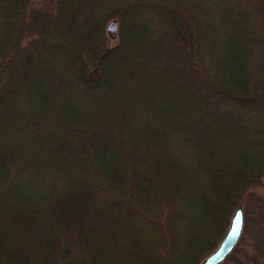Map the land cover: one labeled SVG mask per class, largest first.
<instances>
[{"label":"trees","instance_id":"1","mask_svg":"<svg viewBox=\"0 0 264 264\" xmlns=\"http://www.w3.org/2000/svg\"><path fill=\"white\" fill-rule=\"evenodd\" d=\"M263 177L264 0H0V264H197Z\"/></svg>","mask_w":264,"mask_h":264},{"label":"rangeland","instance_id":"2","mask_svg":"<svg viewBox=\"0 0 264 264\" xmlns=\"http://www.w3.org/2000/svg\"><path fill=\"white\" fill-rule=\"evenodd\" d=\"M111 20H117V18L115 17V18H112ZM111 20H109L106 23V31H107V34L110 38V42L113 43L117 40L118 31H117L116 35H114V36L111 35L110 30L108 29V24L111 22ZM220 200L222 202L223 199H220ZM222 204L224 206L225 203L223 202ZM219 208L216 209V214L212 218V220L208 221L209 224L207 225V228L204 230L203 233L206 234L207 231L209 232L211 230L210 228L217 226L219 224L218 221H220L219 220L220 215H222V208H220V209ZM237 208H241L242 214H243L242 232H241L240 238H239L236 246L232 250V252L220 264H237V261H240V260L242 261L241 264H251L249 257L251 255H254L253 254L254 253V246H255L254 244H255V242H258L257 238H256V234H257L256 231L260 232V236L264 235V183H263V178H262L261 183L259 185H257L255 188L250 189V191L246 192L245 194H243L241 196L239 202L236 205V209ZM234 212L232 213L231 218H232ZM231 218H230V222H231ZM216 222H218V223H216ZM212 232H214V229L211 230V233ZM225 232L223 233V235L219 239L218 243L215 246H213L207 252V254L205 256L210 254V252L213 251L218 246V244L221 241V239L223 238ZM210 234L207 235V241L211 237ZM262 249L264 251V242H263V248ZM263 253H261L263 256L258 257V261H259L258 264H261V262L264 258ZM201 260L197 264H199L201 262Z\"/></svg>","mask_w":264,"mask_h":264},{"label":"water","instance_id":"3","mask_svg":"<svg viewBox=\"0 0 264 264\" xmlns=\"http://www.w3.org/2000/svg\"><path fill=\"white\" fill-rule=\"evenodd\" d=\"M108 29L111 35H116L118 31V21L112 20L108 24ZM264 183V177H263ZM243 226V214L241 208H237L234 212L229 227L227 228L223 238L219 242L218 246L205 256L199 264H220L234 249L236 246ZM264 264V258L261 262Z\"/></svg>","mask_w":264,"mask_h":264}]
</instances>
